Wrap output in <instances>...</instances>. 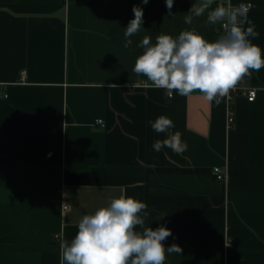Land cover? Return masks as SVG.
Here are the masks:
<instances>
[{
    "label": "crops",
    "instance_id": "0c3cea01",
    "mask_svg": "<svg viewBox=\"0 0 264 264\" xmlns=\"http://www.w3.org/2000/svg\"><path fill=\"white\" fill-rule=\"evenodd\" d=\"M195 2L174 0L170 16L165 0H0V264H61L80 219L121 194L147 205L145 227L171 230L166 248L182 247L165 264H264V67L239 81L258 96L234 97L231 128L227 96L169 98L132 71L144 36L222 34L206 16L184 23ZM231 3L252 4L264 57V0ZM134 5L143 28L124 48ZM161 115L183 154L153 150Z\"/></svg>",
    "mask_w": 264,
    "mask_h": 264
},
{
    "label": "clouds",
    "instance_id": "9594fccd",
    "mask_svg": "<svg viewBox=\"0 0 264 264\" xmlns=\"http://www.w3.org/2000/svg\"><path fill=\"white\" fill-rule=\"evenodd\" d=\"M147 5L149 0H141ZM170 16L174 0H165ZM214 0H198L184 16V23L192 25L195 18L206 16L205 25H221L223 32L215 40L208 41L194 27L185 29L175 38L168 34L156 37L144 36L137 45L143 49L132 71L145 76L156 89H166L169 98L173 92L189 96L199 91L207 101L217 105L239 81L250 77L252 71L264 67L261 48L249 39L259 33L249 19V6L233 5ZM134 18L125 28L124 48L130 47V37L143 28V8L134 5ZM157 133H167V138L156 140L152 147L156 152L170 148L176 154L187 150L180 131L171 132L174 122L166 116L149 121ZM51 155V154H49ZM147 205L133 197L121 194L106 207L93 214L84 215L78 223V232L69 244L62 241L61 264H165L168 255H181L178 244L165 247L163 241L172 236L170 229L161 225L155 229L145 227ZM137 226L142 231H137Z\"/></svg>",
    "mask_w": 264,
    "mask_h": 264
},
{
    "label": "built area",
    "instance_id": "2783aa9c",
    "mask_svg": "<svg viewBox=\"0 0 264 264\" xmlns=\"http://www.w3.org/2000/svg\"><path fill=\"white\" fill-rule=\"evenodd\" d=\"M248 6H249V11H251V9L253 8L252 4H248ZM222 31H223V29H222ZM24 77H25V73H23V78ZM236 95H240V96L246 98V100L249 103H254L257 99V96H258V90L255 88H251V89L245 88L241 84V82H238L237 85L232 90H230L229 94L227 95V99H228V126H229V128H231L235 122V119L233 116L232 103H233L234 97ZM6 98H8L7 95L5 96V99ZM0 99H1V97H0ZM98 124L102 125V121H99ZM214 175L219 182L227 181V178H228L227 174L223 173L220 168L214 169ZM55 238L57 240L61 239L59 236H56ZM229 247H232V246H229Z\"/></svg>",
    "mask_w": 264,
    "mask_h": 264
},
{
    "label": "bare ground",
    "instance_id": "6f19581e",
    "mask_svg": "<svg viewBox=\"0 0 264 264\" xmlns=\"http://www.w3.org/2000/svg\"><path fill=\"white\" fill-rule=\"evenodd\" d=\"M3 100V99H2Z\"/></svg>",
    "mask_w": 264,
    "mask_h": 264
}]
</instances>
